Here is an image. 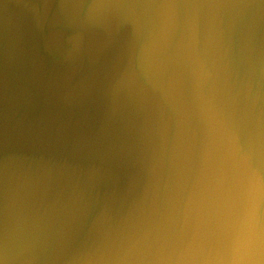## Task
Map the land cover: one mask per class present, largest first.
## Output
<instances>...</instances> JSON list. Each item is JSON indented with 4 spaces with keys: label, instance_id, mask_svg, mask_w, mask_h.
Masks as SVG:
<instances>
[{
    "label": "water",
    "instance_id": "water-1",
    "mask_svg": "<svg viewBox=\"0 0 264 264\" xmlns=\"http://www.w3.org/2000/svg\"><path fill=\"white\" fill-rule=\"evenodd\" d=\"M0 264H264V0H0Z\"/></svg>",
    "mask_w": 264,
    "mask_h": 264
}]
</instances>
